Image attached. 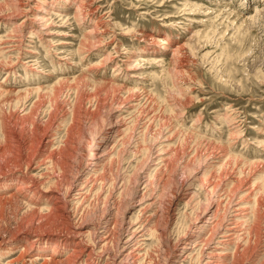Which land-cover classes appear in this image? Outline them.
<instances>
[{"label": "rangeland", "instance_id": "rangeland-1", "mask_svg": "<svg viewBox=\"0 0 264 264\" xmlns=\"http://www.w3.org/2000/svg\"><path fill=\"white\" fill-rule=\"evenodd\" d=\"M85 1L93 14L75 18L81 0H21L18 12L0 0V264H42L32 261L40 252L64 261L74 224L90 234L110 212L118 228L139 207L155 235L129 251L139 252L137 264H164L179 250L165 256L166 248L207 218L212 174H255L241 191L258 184L264 206V18L254 10L264 0ZM35 7L53 12L49 26L27 22L20 53L4 50ZM97 151L107 152L102 164ZM221 152L243 163L221 170L224 160L213 159ZM88 177L92 195L56 220L59 192L72 185L75 195ZM228 178L220 189H230ZM243 206L254 208L246 259L264 264V208L253 197ZM97 255L75 264H104Z\"/></svg>", "mask_w": 264, "mask_h": 264}, {"label": "bare ground", "instance_id": "bare-ground-1", "mask_svg": "<svg viewBox=\"0 0 264 264\" xmlns=\"http://www.w3.org/2000/svg\"><path fill=\"white\" fill-rule=\"evenodd\" d=\"M2 1H3V4L7 7V11L13 10L14 12H18L20 11L22 7L21 0H2ZM85 2L87 1L81 0L80 5L77 6L76 8L77 14L75 18H77L78 15L87 16V15L93 14L91 5ZM254 3L256 2H253V1L250 2V0H246L247 7L248 5L254 4ZM84 4H87V5H84ZM243 4H245V2ZM33 10L34 8L32 10L30 8L29 12H31L32 15L27 14L24 21L20 22V24L18 25L16 24L14 25L13 30L11 32L12 37L9 38L10 45L6 47L3 46L4 50L10 49V50L20 53L19 52L20 50H18L20 48L19 45H21L24 42L23 41L24 36L22 32L23 30H21V27H25L27 22H30L32 25H39V27L43 26L47 28L49 26L50 16L53 12H51V10H45L42 13H36L38 12L39 9L36 8L35 11ZM254 10L255 12L259 13L261 17L264 18V4H261L258 6L256 5L254 7ZM199 11L200 10H198V12ZM60 16L61 14H58V17ZM187 16H190L189 13H187ZM242 23L245 24V26L247 27V24L244 21H242ZM90 33L92 34V32ZM43 34L46 35L47 33H43ZM30 38L33 39L34 37L30 36ZM157 44L158 45L156 47H158L159 49L161 47L163 48L166 45V42L165 40L159 39L157 41ZM178 52H179V49L176 50V52L174 53L176 54ZM30 54H33V52H30ZM156 60H158V58H156ZM30 62L32 61L31 60L27 61V63L29 64ZM158 62H161V60ZM209 152H211V154H214L215 151L213 152V149H212ZM106 153L103 151H97L95 154H93V156L96 159L100 160V161H97L98 163L101 162L102 164L105 162L104 160H105V156L107 155ZM163 159L164 158H160L159 160L163 162ZM213 159L218 160V161L224 160L220 166L221 170L225 169L226 167L230 168L232 164L234 165V167H236L239 163L240 164L243 163V161L241 162L239 158L231 157L230 155H223L222 152L219 155H216ZM162 166L163 165H161V167ZM95 167H99L101 170L98 169V170L91 171L93 172L91 173L93 175L95 174L97 175L98 171H102V166L100 164L96 163ZM243 174H244V180L243 179L241 180V177H238L236 179L231 178L233 176L230 177L229 174H228L229 178L226 177L227 175H224V177L221 175L222 177L219 178V177H216L215 174L209 175L207 177L206 184H209V185L206 187L205 192L210 195L209 197L210 199L206 205V208H208V210L201 212L202 213L201 215L204 216L206 214L205 216H207V218L201 219V217L199 216L196 217L195 222H194V226H196V231L194 235H191V230L187 228L185 232L182 234V236L181 237L179 236L176 239L177 245L176 243H174L171 247L166 248L165 251L163 250L164 251L163 254L165 256H169L171 250H175V248L179 249L178 254H174L172 259H170L171 261L165 260L164 264H167L169 262L170 264H185V263H188V264H246L247 262L248 264H256V261L254 260L251 261L249 259H246V253L250 249L248 242H250L251 234H253L251 233L252 231L248 230L249 227L247 223L249 222L251 216L254 213L253 212L254 208L253 210H249V207H245L243 205L249 204L251 197H253L254 207L261 208V205L263 206V204H261V200L259 197L260 189L257 187L258 184L248 185V187L245 189L248 192L241 191L242 188L244 186L246 187L247 183L251 181L252 179L251 177L255 176V174L254 175L251 174L250 176L249 174H245L242 172V175ZM99 177H100V174H99ZM92 178L93 179L90 180V177H88L86 180H84L80 185V189L78 190V193H76L75 195L71 196L70 190H71L72 185L68 187L66 186L67 189L64 190L63 192L58 191L59 199L60 201L63 202V206L62 204L59 203L60 202L59 200H58L59 201L58 203H55L54 205L55 212L53 211L52 212L54 213V217L56 218V220L57 218L62 217V214L65 212V209L68 204L72 202L74 203L80 202L82 205V202H83L82 200L83 199L85 200V196L92 195V192L95 189L94 183H95L96 177H92ZM222 178H228V180H231L230 189L228 191L220 189V186H221L220 183H221ZM215 179L220 181L217 185L213 183ZM222 185L224 187V184ZM47 191L51 192L50 190H47ZM243 193H245L244 196L242 195ZM49 195L51 196L52 193H50ZM239 195H242V196H239ZM144 196H142L141 200H143ZM78 206H80V204ZM255 211H256V208H255ZM110 214H111L110 212L105 213L104 216L102 214V217H101L102 222L98 225L99 228L93 227L95 229H93V232L90 234L83 232V225L79 223L74 224L75 226L73 225L71 232L70 230H67L70 233L66 234V237H65L66 240H64V242L68 244L72 243V245H74V248L71 251L72 254L69 255V257H67L66 260L65 259L64 261L60 260L59 258L61 255H58V254L48 255V257L45 258L43 257V252H40L41 254L34 257L32 261L36 262L37 260H44L42 264H47L49 262H51L52 264H63V262L66 261V262H70V264H75L76 262L79 261V258L83 254L86 253L88 257L96 253L98 254L97 256L99 258H104V264H137V259L138 260L141 259V256H139V252H136V250L129 251V249L133 243L138 244L140 240H142L141 238L145 236V234H149V237L151 238L155 235L151 227V223H152L151 215H146L147 211L144 208L139 207L138 217H136L134 221H128V222L120 221L121 224L118 225V228H119L118 229L116 227V224H114L111 221L112 218L110 219ZM254 220L256 219L254 218ZM257 220H258V217H257ZM61 221L63 223V220ZM260 222L257 221V224ZM70 226L72 225L70 224ZM116 229H118V231ZM85 237L89 239L90 241L89 244L85 243L84 241ZM4 244H5V240L1 239L0 240V253L1 254L3 253V250H4L2 249ZM25 251L29 252L28 249H26ZM15 262L17 261L14 259L10 261L8 260L7 264H14ZM24 262L26 261H23V263ZM84 264H92V262L85 261Z\"/></svg>", "mask_w": 264, "mask_h": 264}]
</instances>
